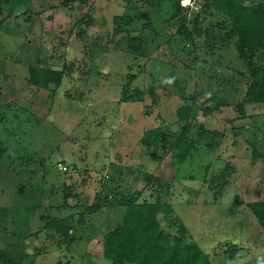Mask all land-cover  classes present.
<instances>
[{
	"label": "rangeland",
	"instance_id": "374dc122",
	"mask_svg": "<svg viewBox=\"0 0 264 264\" xmlns=\"http://www.w3.org/2000/svg\"><path fill=\"white\" fill-rule=\"evenodd\" d=\"M61 1L0 0L4 258L19 262L24 242L44 234L45 202L81 209L96 191L112 205H168L161 230L181 224L210 264H264V234L246 208L264 201V104H243L250 71L227 19L198 10L203 0H179L182 11L175 0ZM253 66L264 70L263 52ZM30 68L60 72L58 86L29 85ZM209 95L218 106L203 115ZM183 106L192 110L179 122ZM179 141L190 147L181 164ZM112 209L87 230L74 225L65 246L38 238L39 251L50 247L28 261L110 264L97 256L100 238L96 255L84 250L120 223L124 208Z\"/></svg>",
	"mask_w": 264,
	"mask_h": 264
},
{
	"label": "trees",
	"instance_id": "16d2710c",
	"mask_svg": "<svg viewBox=\"0 0 264 264\" xmlns=\"http://www.w3.org/2000/svg\"><path fill=\"white\" fill-rule=\"evenodd\" d=\"M74 0H62L66 5ZM193 0H191L192 2ZM80 2H83L82 0ZM194 4V3H193ZM178 11L187 10L179 7V0H175ZM199 8V9H198ZM198 10L210 9L223 17L229 24V32L236 37L235 50L240 59L246 61L250 71L251 81L243 94V104H264V70L258 71L253 66V59L257 52L264 53V1L252 0H203ZM196 9V10H197ZM139 42L130 40L131 42ZM61 73L52 71H38L28 69L26 82L36 88L47 89L49 83L53 88L58 86ZM127 100V99H125ZM196 104V100H192ZM218 106L213 95H209L204 103L200 104L204 115L210 103ZM190 106L179 107L175 117L179 122L186 121L191 114ZM205 112V113H204ZM178 152L175 158L181 164L189 150V145L179 141ZM0 154L1 151H0ZM67 189L68 187L64 188ZM69 196V195H68ZM64 199L67 195H63ZM104 201H107L104 198ZM125 211L119 225L104 231L100 236L102 258L110 264H210L197 245L191 241L186 242V230L179 224L176 235L164 233L156 219L158 214L169 216L171 208L159 203H135L134 200L125 201ZM100 207L96 202L84 211L92 214ZM246 208L255 219L264 234V201L248 203ZM50 229L64 245L73 241L67 234L70 225L67 220H51L47 223ZM72 228V227H71ZM0 262L3 264H16L6 260L0 251Z\"/></svg>",
	"mask_w": 264,
	"mask_h": 264
},
{
	"label": "crops",
	"instance_id": "0c3cea01",
	"mask_svg": "<svg viewBox=\"0 0 264 264\" xmlns=\"http://www.w3.org/2000/svg\"><path fill=\"white\" fill-rule=\"evenodd\" d=\"M69 181H70V179H69ZM97 194L98 193L96 191L92 192L91 203L89 202V204H87V206L81 207V209L78 208V205H76L75 202L67 203L68 202L67 201V202H65V205H62L63 201L58 205H51V204H49V202H45L43 205V202H40V206L42 204L44 206L43 208H45L44 210H46V213H48L47 215L40 216V218H39V220H41V222L43 224L42 232H44L45 235L43 233H42L43 237L42 236L38 237L37 235H35L33 237L34 241H29V240L25 241L24 242V247H25L24 250L26 252H23V249H22L21 258H20L19 262H15V263L16 264H32V260L28 261V256H30L32 258L34 255H39L40 253H47V249L50 247V243H54V245L61 244V242H59V238L50 229L47 228V223L51 220H61V219L67 220L68 224L70 225V229L67 232V234L69 235V237H71V239H74V237L71 236V235H74V230L76 228L74 225H78L80 228L84 227L85 230H87L88 225L89 226L92 225L90 223L91 220H99V218H103V216L110 217V212H111V210H113L112 208L121 206L124 208V211H125V206L123 203L112 205V203H109L108 201H104L105 197H99ZM96 202L100 203L99 209L96 210L95 212H93L92 214H87V212L84 211L85 208L91 206L92 204H94ZM135 203H138V202L135 201ZM65 209H69V212L65 213L64 212V211H66ZM62 211H63V213H62ZM123 216H124V214H123ZM123 216H122V219H123ZM122 219H121V221H122ZM119 224H117V225H119ZM106 230H109V229L106 228ZM103 232L104 231L98 233V236H93V237L90 236L88 238L89 242L86 244V247L84 250L85 255H88V256L96 255L95 253L97 251H96L95 245H97L96 244L97 240H99V238H100L99 236ZM38 238H39V241H41L42 239L43 240L49 239L52 241L50 243L48 242L49 244H46V246H45L46 249L44 248V250L39 251L42 248V246L44 247L45 243H43L44 241L42 240L43 241L42 245L41 246L37 245V242L35 240H37ZM78 240H79V237H78ZM98 242L100 243V241H98ZM38 243H40V242H38ZM62 245H64V244L62 243ZM15 246H17V245H15L13 243V248H15ZM99 255L101 256V252L97 256H99Z\"/></svg>",
	"mask_w": 264,
	"mask_h": 264
},
{
	"label": "built area",
	"instance_id": "2783aa9c",
	"mask_svg": "<svg viewBox=\"0 0 264 264\" xmlns=\"http://www.w3.org/2000/svg\"><path fill=\"white\" fill-rule=\"evenodd\" d=\"M252 1H254V2H260V1H264V0H252ZM183 7H184V6H183ZM61 170H62V171H65V168L62 167Z\"/></svg>",
	"mask_w": 264,
	"mask_h": 264
}]
</instances>
